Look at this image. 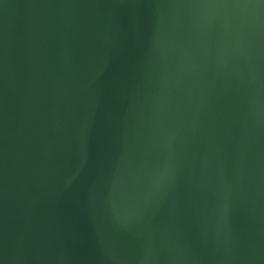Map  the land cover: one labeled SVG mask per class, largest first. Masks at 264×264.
<instances>
[{
    "label": "water",
    "instance_id": "water-1",
    "mask_svg": "<svg viewBox=\"0 0 264 264\" xmlns=\"http://www.w3.org/2000/svg\"><path fill=\"white\" fill-rule=\"evenodd\" d=\"M0 264H264V0H0Z\"/></svg>",
    "mask_w": 264,
    "mask_h": 264
}]
</instances>
